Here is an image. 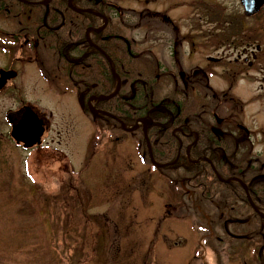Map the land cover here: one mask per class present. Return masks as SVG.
Returning <instances> with one entry per match:
<instances>
[{
	"label": "rangeland",
	"instance_id": "374dc122",
	"mask_svg": "<svg viewBox=\"0 0 264 264\" xmlns=\"http://www.w3.org/2000/svg\"><path fill=\"white\" fill-rule=\"evenodd\" d=\"M146 1L122 0V7L165 13L182 35H192L195 42L204 44L206 47H198L193 54L185 49L183 62L187 66H207L211 70L210 85L217 90L227 87L226 70L230 67L231 72L237 55L249 57L252 47L256 51L259 46V41L253 42L245 54V45L234 42L215 46L223 35L215 38L218 29L205 14L234 20L243 16L239 0H148L149 4ZM262 18L264 11L259 22L252 19H244L243 25L239 22L240 34L234 38L257 34L264 39L259 26ZM124 20L132 21L126 16ZM218 26L222 34L231 29L227 21ZM0 28L5 31L4 24ZM122 32L135 41L146 37L143 29ZM210 44L212 47H208ZM0 45L6 51H0V66L10 58L19 61V54L9 51L4 37H0ZM156 58L164 64L169 60L168 56L156 55ZM251 60L248 58L247 63ZM15 65L20 70L14 86L0 89V188L11 186L14 192L1 194L0 204L9 195L32 202L44 224L48 244L43 241L42 228L18 233L14 228L0 226L2 239L9 232L11 243L19 242L16 238L19 236L25 245H37L46 263L51 264H243L245 260L247 264H256L253 250L257 242L237 253L231 249L225 252L215 244L219 248V254L215 255L204 245L211 239H200L203 229L193 223L198 224L195 219L186 220L177 209L179 205L173 207L171 218H165L169 186L155 173L149 174L140 149L131 144L133 140L119 133L116 138L115 132L102 127L95 145L97 152L91 155V138L98 130L80 112L75 94L62 92L57 83L44 80L33 63ZM260 65L264 63L257 62L253 68L245 66L243 73L236 75L231 96L241 124L254 134V154L264 156V70H258ZM25 105L33 107L48 123L42 145L30 150L15 146L6 121L9 111ZM15 206V202L11 204L10 216ZM229 232L233 234L232 230ZM233 244L235 250L245 247L244 243Z\"/></svg>",
	"mask_w": 264,
	"mask_h": 264
},
{
	"label": "flooded vegetation",
	"instance_id": "af4514ba",
	"mask_svg": "<svg viewBox=\"0 0 264 264\" xmlns=\"http://www.w3.org/2000/svg\"><path fill=\"white\" fill-rule=\"evenodd\" d=\"M146 4H149L148 0ZM123 14L122 0H0V26L5 25V31L0 28V37L6 39L10 52L20 57L18 62L10 58L0 70L15 71L19 75L20 67H16L15 63H33L43 78L56 82L62 92H66V89L75 91L78 99L85 101L81 105L87 111L85 106L88 100L97 96L91 91L92 74L98 72L102 78V73L106 71L102 62L97 61L95 53L101 54L107 45L120 52L117 42H126L121 34ZM138 15L141 21L133 28L147 25L146 37L143 41L130 38L131 44L125 43L132 47L128 51L130 60L127 59L125 65L124 55L121 54L118 64L121 63V70L126 69V75L131 78L140 76L139 67L152 73L155 80L152 92L156 93V88L160 87L162 102L155 105L151 103L136 121L148 119L153 122L154 115H166L174 123L183 113V123L179 127L169 131L160 130L164 135L170 133L168 139L165 136L156 138L154 134L153 144L161 143L163 151L173 139L179 142L173 162L156 161L158 171L183 188L184 208L181 212L186 210L189 198L206 200L209 202L208 208L201 212L216 217L209 228H222L220 230L225 236L229 234L225 228H235L237 233L244 232V228H260L255 233L264 240V223L260 219L253 220V217L258 216L256 213H264V156L263 153L254 154L252 132L239 122L240 115L233 110L231 91L236 65L231 72L230 67L226 70L227 87L215 90L205 70L199 66H187L182 60L185 49L193 53L202 43L198 44L193 36L188 35L189 42L187 36L180 33L179 27L160 12L146 9ZM114 24L115 34L112 36L108 26L112 28ZM110 38L115 41H110ZM250 46L251 43L245 45L244 54ZM156 55L168 56L169 60L164 64L162 60H157ZM141 56L149 60L152 58L150 61L155 64L146 65L139 59ZM251 56L255 60L259 58L252 51L249 52ZM240 57L238 55L235 58V64L239 65ZM111 65L115 71L112 60ZM247 66L252 67V62ZM259 70L263 71L264 65H260ZM115 74L120 81L115 95L119 94L117 103L135 98L132 87H137L138 80L131 83L132 96L129 97L127 90L122 92L125 81L116 71ZM5 80L6 77L0 75L2 89L10 88L14 82ZM97 109L107 112L102 108ZM102 119L108 121L109 118L105 116ZM112 121L118 124L117 120ZM194 150L198 151L196 157H192ZM179 159L178 173L175 171L169 175L164 172L165 168L178 164ZM191 165L197 168L194 176L173 178L191 171L187 169Z\"/></svg>",
	"mask_w": 264,
	"mask_h": 264
},
{
	"label": "trees",
	"instance_id": "16d2710c",
	"mask_svg": "<svg viewBox=\"0 0 264 264\" xmlns=\"http://www.w3.org/2000/svg\"><path fill=\"white\" fill-rule=\"evenodd\" d=\"M262 17V15H261ZM141 21V20H140ZM260 19H258V22ZM261 26V29L264 30V19L262 20V23H259ZM96 26V25H95ZM127 26V25H126ZM134 25H131L130 29H133ZM129 27V26H128ZM147 27V25H146ZM115 29L109 28L108 32L113 36L115 34ZM126 42H120L117 43L120 45V52L116 50V48L108 46L106 48H103L104 52L111 58L112 63L115 66V71L119 76L121 77L122 81H125V83L122 85V92L123 90H127L129 92V97L132 96L131 93V83L137 79V87L133 86L132 88L135 91L136 97L133 99L125 100L123 103L118 104L117 99L119 97V94L108 101L98 102L96 104V108H102L105 111L111 113L118 119H121L124 121L125 124L132 125L135 123V121L143 116L144 112L147 111L148 107L151 106V103L153 105L155 104H161L162 98L159 95V88H156L155 92L153 93V86H154V78L152 73L145 72L143 67H139V77L131 78L130 76L126 75V69L121 70V63L118 64V57L119 55H124V64L127 62V59L130 60L128 51L132 48L131 46L128 47L127 44H131V41L127 38H125ZM255 36H252L251 40H254ZM110 41H115L114 38H110ZM97 61H101L102 65L106 68V71L102 73L101 75L98 72H93V80H92V87L91 91L92 94L95 95H109L114 87L115 79L113 78L110 66L108 62L105 60V57L102 54L95 53ZM139 59L146 65L152 66L155 63H152L150 60H153L152 58L149 60L148 58L141 56ZM94 60V57H93ZM129 64V62H128ZM126 65V64H125ZM131 74V71H129ZM147 97V98H146ZM183 113L180 115L179 118L175 119L174 123H171L169 116L164 117H157L154 115L153 119V125L148 128L147 133L148 137L152 144V151H153V157L156 161H159L161 163H170L173 162L176 154L178 152L179 142L177 139H173L171 143H168L167 148L165 151H163V145L161 143H157L156 145L153 144L154 140V134H156V138H162L165 136V139H168L170 136V133H166L165 135L160 132V130H172L175 127H179L180 124L183 123ZM191 116V115H190ZM192 117V116H191ZM142 118H145L142 117ZM94 124L96 127H103L104 125L108 126L111 131L115 130L116 128H119L118 124L110 119L108 121H103L99 119H93ZM191 122V121H190ZM140 144L142 145V149L145 151L144 147V139L142 134L140 133ZM190 142V141H189ZM97 141L95 138L91 140V149L90 153L93 154L96 153L95 145ZM93 144V145H92ZM181 150V149H180ZM183 153V149H182ZM198 154L197 150H194L192 153V157H196ZM161 158V160H160ZM146 161L148 162V158L146 157ZM181 162V159H179L178 164L175 166H170L168 168H165V171L172 175L173 172L178 173L179 163ZM191 169V171L185 172L183 175L178 174V177L173 178H182L183 176L192 177L195 175L196 172V165H191L187 169ZM184 169V170H187ZM208 169H210L208 167ZM175 172V173H176ZM170 185L172 187V192L176 197H178L177 202H181L183 200V196L185 195L183 188L179 185V183L174 187V184L170 182ZM11 186L8 188H0V195L1 194H9L12 193ZM9 199H4L5 203L0 204V226L1 228H14L18 233L19 232H25L30 231V229H37L42 228V236H44V242L47 243L45 240V230L43 228L44 224L39 219L40 214L37 212L34 204L32 202H29L25 198L22 197H13L12 195L8 196ZM16 203V206L14 208L13 214L10 216V206L12 203ZM208 201L206 200H198L197 198H189L187 201V207L192 208L195 211H204L208 208ZM182 204V203H181ZM191 214L193 212H190ZM206 213V212H204ZM10 216V217H9ZM7 225V226H5ZM203 227L202 225H199ZM210 232V230H209ZM100 233V232H99ZM6 236L4 239L1 238V230H0V264H37L39 261H41V264H51L46 263V259L43 257L41 252L38 250L37 245L36 246H28L25 245L23 242H21V238L17 236V240H20L16 243H11L10 239L8 237L9 232L5 233ZM97 238L100 241V236L97 234ZM48 244V243H47ZM214 253H216L218 250L216 249V242H208L206 243ZM30 257V258H29ZM56 264V263H54Z\"/></svg>",
	"mask_w": 264,
	"mask_h": 264
},
{
	"label": "water",
	"instance_id": "95a60500",
	"mask_svg": "<svg viewBox=\"0 0 264 264\" xmlns=\"http://www.w3.org/2000/svg\"><path fill=\"white\" fill-rule=\"evenodd\" d=\"M247 16L257 13L264 4V0H241ZM109 60V59H108ZM8 78L13 74H8ZM7 120L11 124V138L16 144H22L23 148H31L40 144V137L43 133L42 122L38 120L29 107H23L16 112L7 114ZM150 153L149 144L147 143Z\"/></svg>",
	"mask_w": 264,
	"mask_h": 264
}]
</instances>
